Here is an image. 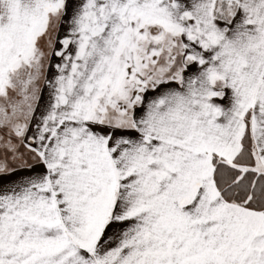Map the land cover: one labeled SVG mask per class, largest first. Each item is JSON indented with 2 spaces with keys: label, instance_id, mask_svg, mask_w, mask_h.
<instances>
[{
  "label": "snow or ice",
  "instance_id": "obj_1",
  "mask_svg": "<svg viewBox=\"0 0 264 264\" xmlns=\"http://www.w3.org/2000/svg\"><path fill=\"white\" fill-rule=\"evenodd\" d=\"M0 264H264V0H0Z\"/></svg>",
  "mask_w": 264,
  "mask_h": 264
}]
</instances>
